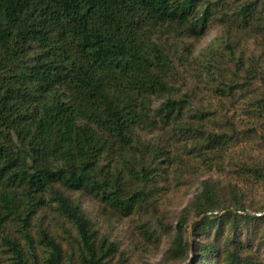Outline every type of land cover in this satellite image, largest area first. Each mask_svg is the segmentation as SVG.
Wrapping results in <instances>:
<instances>
[{
  "label": "trees",
  "instance_id": "obj_1",
  "mask_svg": "<svg viewBox=\"0 0 264 264\" xmlns=\"http://www.w3.org/2000/svg\"><path fill=\"white\" fill-rule=\"evenodd\" d=\"M230 16L264 31V0H0V264H127L80 198L119 219L158 211L169 152L146 135L182 130L196 145L203 125L174 91L179 41ZM233 138L210 132L205 143L221 152ZM244 167L264 181V160ZM201 184L168 256L187 257V217L204 213L187 264H264V207L229 208ZM149 223H138L142 238L158 241Z\"/></svg>",
  "mask_w": 264,
  "mask_h": 264
},
{
  "label": "rangeland",
  "instance_id": "obj_2",
  "mask_svg": "<svg viewBox=\"0 0 264 264\" xmlns=\"http://www.w3.org/2000/svg\"><path fill=\"white\" fill-rule=\"evenodd\" d=\"M232 19L233 16L224 22L215 19L201 36L179 41L182 61L175 63L179 76L174 91L178 97H184L183 94L190 97L189 112L201 115L203 125H200L202 131L197 132L196 145L182 130L159 128L146 135L161 141L169 152L166 171L159 172L162 174L157 183L159 189L154 194L158 211L153 213L149 209L141 219L136 215L119 219L96 213L93 200L80 198L88 215L94 217L98 232L117 242L118 253L125 252L127 264L191 261L198 240L193 222L190 226L195 218L191 214L185 230L190 244L187 257L183 261L171 258L166 249L184 208L205 179L217 192L219 204L232 208L240 203L247 210L261 214L264 181L254 178L244 164L249 166L264 160V106L255 103L264 96V31ZM194 118V122L188 119L186 126H198L200 122ZM210 132H233L234 138L221 152H211L205 143ZM141 221H149V226L157 228L158 241L142 238L137 227ZM205 259L198 257L196 262L208 264Z\"/></svg>",
  "mask_w": 264,
  "mask_h": 264
},
{
  "label": "water",
  "instance_id": "obj_3",
  "mask_svg": "<svg viewBox=\"0 0 264 264\" xmlns=\"http://www.w3.org/2000/svg\"><path fill=\"white\" fill-rule=\"evenodd\" d=\"M251 213H255V214H259V213H256L254 211H249ZM204 213L200 214L199 216L195 217L191 222H190V226H191V223L194 222L195 220H197L198 218H200L201 216H203Z\"/></svg>",
  "mask_w": 264,
  "mask_h": 264
}]
</instances>
